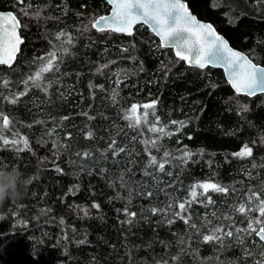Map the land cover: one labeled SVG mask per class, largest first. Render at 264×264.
Masks as SVG:
<instances>
[{"label":"trees","instance_id":"trees-1","mask_svg":"<svg viewBox=\"0 0 264 264\" xmlns=\"http://www.w3.org/2000/svg\"><path fill=\"white\" fill-rule=\"evenodd\" d=\"M186 1L264 65V0ZM0 9L15 12L24 37L15 63L0 64V113L10 140L28 141L19 152L0 142V167L31 178L22 200L0 206V264H264V241L236 233L259 217L236 209H255L252 193L264 200V93L238 94L223 69L188 65L143 23L131 35L93 28L106 0H0ZM53 47L67 49L58 70L26 86ZM150 103L133 127L129 110ZM245 145L251 156L235 155ZM202 183L228 191L197 188L193 200ZM217 227L233 236L205 241Z\"/></svg>","mask_w":264,"mask_h":264},{"label":"snow or ice","instance_id":"snow-or-ice-1","mask_svg":"<svg viewBox=\"0 0 264 264\" xmlns=\"http://www.w3.org/2000/svg\"><path fill=\"white\" fill-rule=\"evenodd\" d=\"M18 2H22V0H18ZM108 2L114 6L112 16L95 19L91 24L93 28H97L100 31L110 29L115 32H124L131 35L133 25L142 20L144 23H150L153 26L165 46H173L178 49L176 55L180 59L193 63L200 68H205L209 63L213 62L222 64L230 73V82L238 94L255 95L257 91L264 92V68L257 67L248 56L230 48L227 41L216 34L212 25L200 23L188 11L187 6L181 0H108ZM27 7H30V5L25 6L24 14H27ZM18 27L19 20L15 15L0 13V64L10 65L15 58V53L19 50L18 45L22 43V40L18 35ZM186 33H191V35H186ZM60 37H67L64 42L67 44L72 43L70 34L61 32L58 34V39ZM66 51L67 49L62 47L59 49L53 47V50L48 53L47 62L40 67L35 75L29 76L24 81L25 85L27 86L31 82L33 86L39 87L40 84L38 82L43 80V73L52 71L53 68L58 70V61L61 58L58 56V52L64 53ZM7 84L8 82L4 81V86H7ZM23 94L21 93L20 95ZM11 102L15 103L16 100L13 99ZM138 107L137 105H133L129 110L130 115L125 117L126 119L133 120V127L139 126L141 123V117L136 115ZM143 107L145 108L143 117L146 123L147 109L152 108L154 110L155 104L144 105ZM0 118H2V122H0V142L3 145L11 144L17 152L23 150L16 148L18 144H22L23 148H28L26 138H13L9 140L5 137L4 133L10 130L9 125L11 121L3 113H0ZM172 123H179L183 126V122L173 121ZM149 130L167 134L163 127L157 128L155 125ZM13 135L15 137L17 134L14 133ZM90 135L91 133H89ZM151 143L155 146V141H151ZM251 154L252 149L245 145L235 155L243 158L251 156ZM84 155H87V153ZM167 155L165 153V156ZM156 164V158L152 157L150 166ZM4 167L7 166L5 165ZM158 167L160 171H163L164 163H160ZM197 188L203 189V192L199 193L201 196L207 193L209 189L216 192L228 191L226 188L212 183L198 184L193 186L191 191L193 200L198 195ZM253 198L259 201L255 209L249 207L246 211L244 204H241L236 209L239 213L246 216L252 211L259 212V217L249 220L246 229H236L237 238L241 242H243L242 238L239 237L241 231L248 234L254 232L261 241H264V219H261V217H264V200H260L257 193H252L249 200ZM208 202L211 203L210 198H208ZM187 203L190 204V201ZM95 207L99 206L96 205ZM178 207L180 212H177L176 215L179 216L185 210V203H180ZM153 211L157 210L153 209ZM129 215L134 216L135 213H130ZM180 218L185 219L184 216H180ZM185 222L187 223V219H185ZM192 227H195V225H192ZM216 233H220V235H216ZM223 236L231 237L233 236V231L224 232L223 228L217 227L213 230V234L206 235L204 240H221Z\"/></svg>","mask_w":264,"mask_h":264},{"label":"water","instance_id":"water-1","mask_svg":"<svg viewBox=\"0 0 264 264\" xmlns=\"http://www.w3.org/2000/svg\"><path fill=\"white\" fill-rule=\"evenodd\" d=\"M106 1L108 2V0H106ZM181 2L184 3V4L187 6L188 11H189L193 16H195L196 19H197L200 23H205V24H210V25H212V27L215 29L216 34L219 35V36H221L224 40H226L227 43H228V46H229L230 48H232L234 51H238V52H240V53H242V54L248 56V58L252 61V63L255 64L257 67L264 68V65L259 64V63H256L253 59H251V57H250L247 53H245L244 51H242V50H240V49L235 48V47L230 43V41H229V40H228L223 34H221V33L217 30V28L215 27V25H214L212 22L199 18L198 15H197L196 13H194V12L189 8L188 2H187L186 0H181ZM108 4L111 6V9H110L109 13L104 14V15H101V16H99V17H111V16H112V13H113V7H114V6H113L112 4H110L109 2H108ZM0 13H4V14H9V13H11V14L15 15L16 18L19 20L18 16H17V15L15 14V12L12 11V10H2V9H0ZM99 17H98V18H99ZM9 23H10V21H9ZM141 23L147 25V26L153 31V33L159 38V40H160L162 46L172 48L173 51H174V53H175V55H176V52H177L178 49H177L176 47H173V46H165V45L163 44V42H162L161 37L157 34L156 30H154L153 26H152L150 23H149V24H146V23H144L142 20L139 21L138 23H136V24L133 25L132 30H131L132 33L134 32L135 26L138 25V24H141ZM20 29H21V22H20V20H19L18 35H19L20 39L22 40V43H20V44L18 45V49H19V50L15 53V58L12 60V62H11L10 65H8V64H1V65L12 66V65L15 63V61H16V59H17V57H18V55H19V53H20V51H21V47H22V45H23V43H24V37L21 35V31H20ZM95 29H97V28H95ZM97 30H98V29H97ZM104 31H112V30H110V29H105ZM114 32H115V31H114ZM117 33H121V34H126V35H128L127 33H124V32H117ZM186 35H191V33H186ZM190 55H191V54H190ZM176 56H177V55H176ZM177 57H178V56H177ZM179 58H180V57H179ZM186 63H187L188 65H190V66L199 67V66H196V65H194L193 63H190V62H188V61H186ZM209 66H210V67H217V68H221V69H223V70H224V73H225V75H226L227 80L229 81L230 85L232 86V84H231V82H230V73L226 70V68H225L222 64H217V63L213 62V63H209L206 67H209ZM206 67H205V68H206ZM199 68H200V67H199ZM232 88H233V86H232ZM233 89H234V88H233ZM234 91L236 92L235 89H234ZM262 93H264V92L257 91L255 95H257V94H262ZM239 94H244V93H239ZM244 95H247V94H244ZM255 95H247V96L252 97V96H255Z\"/></svg>","mask_w":264,"mask_h":264},{"label":"clouds","instance_id":"clouds-1","mask_svg":"<svg viewBox=\"0 0 264 264\" xmlns=\"http://www.w3.org/2000/svg\"><path fill=\"white\" fill-rule=\"evenodd\" d=\"M31 178L25 177L15 167H0V206L9 200H22L30 185Z\"/></svg>","mask_w":264,"mask_h":264},{"label":"rangeland","instance_id":"rangeland-1","mask_svg":"<svg viewBox=\"0 0 264 264\" xmlns=\"http://www.w3.org/2000/svg\"><path fill=\"white\" fill-rule=\"evenodd\" d=\"M43 61H44V63L42 62V65L45 64V61L47 62V58H45ZM150 104H153V103H150ZM144 112H145V111H142V110H140L139 108H137L136 115L139 116V117H141V122H142L143 119H144V117H143V113H144ZM147 118H148V116L146 117V120H147ZM0 122H2V118H0ZM9 128H10V130H9V131H5L4 135H5V137H7V138L10 140V137H11V136H14V135H13V132H12V130H11V124L9 125ZM9 135H10V137H8Z\"/></svg>","mask_w":264,"mask_h":264}]
</instances>
